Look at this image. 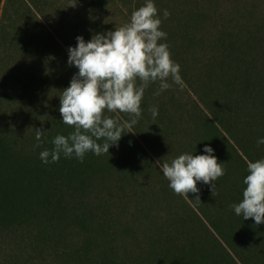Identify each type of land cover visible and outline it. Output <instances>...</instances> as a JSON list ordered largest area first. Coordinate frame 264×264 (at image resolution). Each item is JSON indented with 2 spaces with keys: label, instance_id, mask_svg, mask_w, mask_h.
Segmentation results:
<instances>
[{
  "label": "trees",
  "instance_id": "obj_1",
  "mask_svg": "<svg viewBox=\"0 0 264 264\" xmlns=\"http://www.w3.org/2000/svg\"><path fill=\"white\" fill-rule=\"evenodd\" d=\"M214 1L153 0L160 30L167 33L159 42L169 45L192 95L151 104L150 85L138 123L108 154L89 152L83 163L63 154L57 163L40 159L41 151L54 147L56 135L74 131L63 124L59 96L79 69L57 71L45 64L14 80L0 70V264H264V223L243 220L230 207L243 199L248 162L264 159V144L257 143L264 138V47L226 25ZM128 3L130 15L140 8ZM60 4L77 19L103 7L104 0H0L4 66L17 58L48 59L52 50L31 29L44 33L45 13L61 12ZM88 30L83 21L73 24L67 47L56 48L63 53L61 63L69 60L77 37L86 41ZM151 107L158 109L155 119ZM178 107L191 119L179 152L206 155L208 146L225 164V175L213 182L215 196L203 182L197 183L198 193L176 194L148 157L156 141L164 143L161 151L170 146L168 131L178 123ZM105 115L130 119L119 111ZM35 129L47 133L39 148ZM174 135L178 144L180 132ZM135 173L144 177V187L126 192Z\"/></svg>",
  "mask_w": 264,
  "mask_h": 264
},
{
  "label": "clouds",
  "instance_id": "obj_2",
  "mask_svg": "<svg viewBox=\"0 0 264 264\" xmlns=\"http://www.w3.org/2000/svg\"><path fill=\"white\" fill-rule=\"evenodd\" d=\"M169 16L165 9L163 18ZM161 24L155 3L146 0L142 7L133 11L130 21L116 27L115 31L95 34L89 42L82 36L77 37V46L68 50V64L79 72L59 96L63 124L74 131L68 136L56 135L52 140L54 147L40 152L45 165L57 163L61 154L81 163L89 152L96 156L108 154L125 130L138 123L142 116V100L151 84L159 82L155 95L173 84L183 88L181 66L172 59L169 45L159 42L167 39V33L160 30ZM106 110L119 111L130 119L121 122L119 117L106 116ZM149 111L153 119L158 116L156 107ZM46 135L43 129H35V147L41 146V138ZM257 143L264 144V138ZM203 151L207 154L184 153L171 161L166 158L163 162L157 161L156 165L176 194L188 197V193H198V182L211 185L213 196L218 194L213 182L225 175V164L218 163L211 147L206 146ZM247 170L243 199L230 207L243 220L254 219L259 225L264 223V159L249 161Z\"/></svg>",
  "mask_w": 264,
  "mask_h": 264
},
{
  "label": "rangeland",
  "instance_id": "obj_3",
  "mask_svg": "<svg viewBox=\"0 0 264 264\" xmlns=\"http://www.w3.org/2000/svg\"><path fill=\"white\" fill-rule=\"evenodd\" d=\"M128 1L130 0H104L103 7L92 9L86 16L81 18L78 17L77 19H75L73 10L70 7H65V11H61L63 10L62 4H60L61 12L53 8L49 9L44 15L45 32L40 33L38 27H35L31 29L30 34L31 36L36 37L38 40L37 42L40 41L42 46H44L45 43V46L52 50L49 52L48 59H14V61L12 60L13 63H11L13 71L12 72L10 71L11 64L4 66L5 55H1L0 70L3 72L4 76L7 77H5L7 80L23 78L24 74L26 73V69L34 71V69L45 67V64H48V66L56 67L57 71L58 69L60 70L61 67L70 70L71 67L68 64V60H64V62L61 63L63 60V53H58L56 48L58 46H63V48L67 47V39H69L70 37L73 24L78 25L79 22L83 21L86 23V25L89 26V30L85 34V42H89L92 39L93 35L106 34L107 32L115 31L116 27H119L130 21L131 15L129 13ZM131 1L133 2V5L138 4L139 7H142L146 2V0ZM214 2L217 4L218 9L225 15L226 19L224 23L226 25L235 29V31H243L242 33L244 34L245 38L248 35L252 40H258L257 42H260V45L264 47V0H215ZM3 7L4 3L2 5V10ZM23 7H25V5ZM24 12H26V10H23V12L21 13ZM35 12L36 11L33 10L32 14H34ZM23 21L24 19L22 18L20 20V23H22ZM72 43L74 44L76 42L72 40ZM39 48L42 49V47ZM38 62L41 63L42 66H40ZM4 68H6L8 71H6ZM78 72L79 70L76 71V73ZM169 83H171V80H169ZM151 87V104H160L162 102H166V100L170 101L171 96L173 98L180 99L181 101V95L183 96L184 101H186L188 99V96L192 95V93L185 89L184 86L183 88H181L180 86L175 84H173L170 89L162 91L159 95H155V93L159 90V82L157 81L156 83L151 84ZM190 102L192 103L191 100ZM169 107L172 108V110L169 111V113L172 114L173 110L175 111V109L172 105H169ZM176 119L178 120V123L176 126H174L175 129L172 130L170 128L168 131L170 137L168 139V142L166 143L167 146H170H168L165 151H161L160 149H158V145L163 148L164 143L158 144V141H156L157 144H153L151 148H148L147 154L153 164H157V161L163 162L165 157H167L169 160V158H174L175 156L178 157L179 155H181L179 149H181V142H183L185 139V135L181 136V132L184 133L185 126L187 125V122L189 123L191 121V119L185 116L184 112H181V109L179 107L178 113H176ZM174 132H176L177 134L180 132L178 144H176L177 141H175ZM143 183L144 177H142L140 173H135L125 185L126 192H128L132 188L135 189L136 193L140 192L144 187ZM116 184H118L116 181L110 182V185ZM131 184H133L134 187L128 186Z\"/></svg>",
  "mask_w": 264,
  "mask_h": 264
}]
</instances>
